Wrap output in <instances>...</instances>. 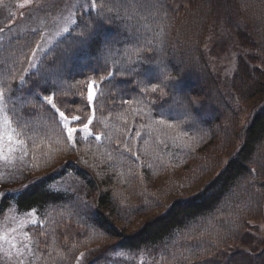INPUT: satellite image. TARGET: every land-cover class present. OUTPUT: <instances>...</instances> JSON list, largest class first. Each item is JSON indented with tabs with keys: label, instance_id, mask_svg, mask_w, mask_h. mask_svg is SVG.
I'll list each match as a JSON object with an SVG mask.
<instances>
[{
	"label": "trees",
	"instance_id": "obj_1",
	"mask_svg": "<svg viewBox=\"0 0 264 264\" xmlns=\"http://www.w3.org/2000/svg\"><path fill=\"white\" fill-rule=\"evenodd\" d=\"M233 1L249 28L239 35L242 46L252 50L248 60L239 61L236 72L240 81L235 90L248 111L242 120L220 92L204 51L215 0H152L155 7L148 12L131 19L118 17L119 42L113 45L107 66L97 59L95 47L85 50L74 43L83 28L81 16L87 21L95 10H84L88 0L74 9L80 26L58 38V46L47 53L49 62L63 60L66 65L63 91L56 102L69 117V127L78 130L74 141L67 139L63 123H56L58 117L47 109L22 108L17 99L22 93L16 92L9 104L17 110L14 116L9 112L12 133L23 141L27 153L24 175L45 172L6 189L0 197V212L14 207L20 212L33 210L38 216L27 228L39 257L30 258L32 264H73L77 249L97 242L101 246L111 239H116L113 245L123 252H149L162 260L155 257L151 263L264 264V242L249 231L250 222L264 216V0ZM101 2L123 17L125 10L131 12L132 5L139 8L143 0H97ZM12 13L11 9L0 22L6 49L0 57L17 51L16 46L26 41L34 45L38 39L30 28L14 30L24 16L9 23ZM133 32L134 40L124 39ZM108 34L112 35L111 30ZM148 41L154 51L142 53L146 59L137 73L125 70L104 82L90 104L86 85L78 82L89 76L98 79L93 69L105 75L118 70L120 65L113 60L126 68V53ZM161 59L168 66L167 74L176 77L170 82L175 86L166 91L201 101L192 110L194 121L186 120L183 108L169 97L142 92L145 84L159 83L148 80L145 72L156 70ZM15 67L19 75L27 64ZM17 87L18 79L13 82V88ZM93 109L89 134L83 124L93 117ZM73 116L80 119L72 120ZM160 119L178 127L157 125ZM14 173L1 184L18 182ZM69 176L78 181L72 189L61 186ZM193 183H201L197 191L173 197L164 211L146 218L134 231H125L140 223L151 212L148 205L165 191L171 194L175 187Z\"/></svg>",
	"mask_w": 264,
	"mask_h": 264
},
{
	"label": "snow or ice",
	"instance_id": "obj_2",
	"mask_svg": "<svg viewBox=\"0 0 264 264\" xmlns=\"http://www.w3.org/2000/svg\"><path fill=\"white\" fill-rule=\"evenodd\" d=\"M31 2V0H29ZM73 7H80V5H74ZM84 10L90 12L95 10V15L91 16L87 21H83L81 16V23L83 28L81 31L76 33V39L74 40L75 45L81 49H88L95 47L98 55L97 59H103L105 66H107L108 59L114 54L113 45L119 41L116 39L119 35V25L117 24V18L121 19L127 18L131 19L133 15L139 16L140 12H148L149 9L155 7L152 0H143L139 4V8L136 5H132L131 12L125 10L124 16H120V12L113 8L108 7L105 3L101 2L97 4V0H88L85 4ZM115 12V16L113 13ZM57 20V18H53ZM57 30L53 33H49L48 29L41 24L37 28L31 30V35L38 37L35 40L34 45L30 42H25L24 45H17V51L10 52L7 57H0V156L2 153V141L3 137L7 135L9 142L12 141V132L15 130L11 128L13 123L12 116L9 112L16 114V108L13 106L9 108V104L13 101V95L16 92H20L23 95L18 96L17 99L21 100V107H30L32 112L37 109H47L52 113V116L58 117L56 123H63V128L67 132V139L74 141V134L77 133V129L74 127H69V117L66 116L65 111H62L57 105V95L59 92L63 91L62 81L66 71V65L61 61L60 64H55V62H49L47 60V53L53 49V46H58V38L63 37L65 33H71L73 26L79 27L77 21V12L69 11L68 15L62 20L57 21ZM5 29L0 28V34L4 32ZM111 30L112 35L108 32ZM127 32V29H125ZM136 33L133 32L131 36L125 35L124 39L128 41L134 40ZM138 42V41H137ZM151 41L147 42V45L142 47H134L131 49V53L127 55V67L121 64L118 60H113L114 65H120L118 70L107 71L105 74H99V69H93L94 73L98 74V79L91 76L86 78V81H79L78 83H83L86 85L87 100L91 104L98 95L97 89L101 85L110 81L115 75H123L125 70L130 74L137 73L138 67L141 63L145 61V57L142 55L144 52H153L154 48L150 46ZM27 47L29 49L28 53L23 52V48ZM5 46L2 42V35H0V52L5 51ZM133 55L137 58L133 60ZM149 62H150V58ZM18 63L27 64V67L19 70V75H17L18 70L15 65ZM167 64L164 63L163 59L157 62L156 70H147L145 76L148 80H159V83H151L150 86L145 84L142 89L143 93H160L161 96L169 97L174 103L178 104L183 108V115L186 120H193L192 110L198 106L201 101L197 98L191 96H178L175 94H170L166 89L174 87L175 85L170 83L176 81V77L167 74ZM18 79V87L13 88V82ZM65 95L67 93H64ZM123 103L131 104V100H125ZM95 109H93V117L88 118V122L83 124V130L90 134L89 125L92 124L94 118ZM72 120H79L80 117L73 116ZM157 125H166L169 129L177 128L178 125L167 123L164 119L155 121ZM137 135H140L138 132ZM186 135V133H184ZM96 139H100L99 136ZM17 143L23 144V141H17ZM74 146V144H73ZM11 151V149H9ZM7 159V157H3ZM254 172L255 169H252ZM20 191V190H13ZM3 195V194H0ZM31 223H35L32 221ZM24 241L20 247L11 241L9 243L8 256L16 259V264H32L31 259L36 258V254L33 251V240L27 231L22 233ZM4 237L0 236V240ZM38 243V241H37ZM2 247V245H0ZM12 249H16L13 253ZM58 255H61L58 253ZM83 256V253L81 254Z\"/></svg>",
	"mask_w": 264,
	"mask_h": 264
},
{
	"label": "rangeland",
	"instance_id": "obj_3",
	"mask_svg": "<svg viewBox=\"0 0 264 264\" xmlns=\"http://www.w3.org/2000/svg\"><path fill=\"white\" fill-rule=\"evenodd\" d=\"M83 1L85 0H31V2L29 0H5L0 2V22L4 20L6 15L11 14L12 9V19L9 23L18 21L24 16L18 26L14 27V30L23 28H30L28 30H31L43 24L49 33H53L57 30V21L66 17L69 11H74L76 7L73 6ZM54 17L57 20H54ZM248 29L246 23L241 19L233 0H215L214 20L206 38L204 51L213 76L218 82L220 92L224 95L231 108H233L237 114L236 116L241 120L247 117L248 111L246 106L240 104L238 93L235 90L236 83L240 81V78L236 76V72L239 70L241 63L239 61L248 60V54L252 52L249 49V45L247 48L242 46L243 39L239 36ZM12 136L11 142H9L7 135L3 137L2 141L3 156H0V194L7 191L6 189H11L14 185L28 183L30 181L29 177H37L45 173L39 172L28 176L24 175L23 169L27 153L22 144L17 143L18 139L13 133ZM218 153L221 152L219 151ZM3 157H7V159ZM12 172H16L14 174L20 180L14 183L7 182L5 185L1 184L2 181L6 182L5 180ZM63 181L61 184L63 187H71L72 189L78 185L75 177L69 176ZM194 184L186 188V185L175 187L174 192L171 194L169 191H165L162 198L156 199L153 204L148 205L151 212L140 219V223L127 226L125 231H134L142 224L143 220L164 211L173 197L187 196L197 191L201 183ZM176 189L179 191L176 192ZM37 219L38 216L33 210L20 212L14 207H8L0 212V236L4 237L3 240H0V245H2L0 247V264H16L15 257L9 258L8 256L9 243L7 241H11L17 247H20L24 241L22 233L28 232L27 228L29 225L34 224L31 222H37ZM250 224L249 231L253 237L255 236L258 242L262 240L264 242V216L262 215L258 219L251 221ZM252 235L250 236L251 238ZM115 240L111 239L101 246H98L99 242H97L98 244L87 245L84 248L77 249L73 264H100L101 262L107 263L108 261L126 259L130 260L127 264H162L159 262V260H162L158 255H152L149 252H140L136 255L117 249L113 245ZM261 247H264V245ZM12 251L14 253L16 249H12ZM82 253L83 256H81ZM155 257L159 258V260L151 263V260ZM91 259L94 261L92 262Z\"/></svg>",
	"mask_w": 264,
	"mask_h": 264
}]
</instances>
